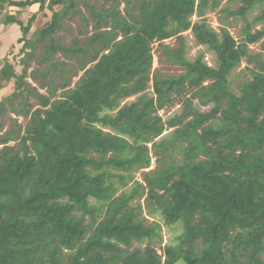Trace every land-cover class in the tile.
Masks as SVG:
<instances>
[{
    "label": "trees",
    "instance_id": "trees-1",
    "mask_svg": "<svg viewBox=\"0 0 264 264\" xmlns=\"http://www.w3.org/2000/svg\"><path fill=\"white\" fill-rule=\"evenodd\" d=\"M81 1L0 0V27L17 24L21 30L19 50L11 46L0 56V89L13 86L0 99V264H264V59L248 48L254 39L249 22L237 41L227 28L219 33L208 23L209 0H155L136 31L107 41L76 88L53 98L26 80L25 66L36 41L52 37ZM245 3L237 13L246 17L259 6L254 23L264 24V0ZM34 5L38 10L22 19ZM48 12L50 19L34 29L39 14ZM194 14L199 19L193 23ZM189 29L215 53V67L203 55L188 58ZM170 38H176L174 46L165 43ZM153 42L161 58L184 69L154 71L155 106H172L185 85L212 79L196 94L204 104L228 100L216 125L204 126L205 116L197 113L155 141L164 129L158 116L148 117L152 101H143ZM58 49L51 46V54ZM245 56L263 74L245 80L237 94L229 74ZM139 93L137 102L122 105ZM9 112L26 121L13 118L3 132ZM185 112L172 117L171 126ZM149 142L159 154L181 149L183 159L148 176L146 185L133 172L150 165ZM127 175L131 185L123 182ZM118 179L120 193L108 187L101 194L86 185ZM66 194L99 215L87 224L70 218L58 202ZM89 195L98 197L99 206L88 203ZM164 226L172 236L159 253L155 242H164Z\"/></svg>",
    "mask_w": 264,
    "mask_h": 264
},
{
    "label": "rangeland",
    "instance_id": "rangeland-1",
    "mask_svg": "<svg viewBox=\"0 0 264 264\" xmlns=\"http://www.w3.org/2000/svg\"><path fill=\"white\" fill-rule=\"evenodd\" d=\"M155 0H83L79 3L76 10L71 11L64 16L61 26L56 30L52 37L37 40L32 54L28 59V63L25 66L24 76L31 84L37 86L40 92L48 94L53 98L63 97L65 92L74 90L77 83L86 72L94 66L99 60V57L104 53L107 46V41L112 39H121L125 37L127 32L136 31L142 19L143 11L150 7ZM245 0H209L207 6L204 9V16L207 17L208 23L219 33H222L223 28H227L230 34L238 41L242 37V32L245 27V20L249 22L251 32L254 39L249 42L248 48L253 54H259L264 59V24L258 22L254 23V19L261 10L259 6L252 8L246 17L238 14L239 8L245 6ZM12 12H15L16 8H10ZM38 10V5H34L22 14V19L25 21ZM49 16L40 13L35 23L34 29L37 26L44 25L50 19ZM199 19L198 14H194L191 17L192 22H196ZM129 24V28L125 29L123 22ZM187 38L188 50L187 55L190 60H195L200 55H203V60L210 66L215 67L216 55L214 52L209 51L206 46L198 44L192 34V30L189 29L184 32ZM21 37V30L17 24L1 26L0 27V56H4L7 50L14 46L16 50H19L21 44L19 38ZM166 44L174 46L176 44V38H170L165 40ZM51 46L60 47L53 54L50 52ZM70 48H77L80 50L69 51ZM158 42L151 44V52L153 54L152 64L146 68L145 76H149L147 80V90L145 91L146 97L143 101H152L150 104V110L148 117L158 116L160 118L159 125L163 127L164 131L160 136L154 137L155 141H159L163 136L169 135L174 129L183 127L192 120L197 119V113H201L205 116L203 122L204 126L216 125L218 119L223 115V112L228 106L227 99H210L206 104L203 103L204 98L201 95H197L196 91L202 86H208L213 84L214 80L208 79L203 82L202 86L185 85L184 90L178 92L176 95V103L172 106H166L164 108H157L155 106L156 94L154 92V71L160 69L165 75L168 74H180L184 72V69L174 65L164 58H161V50L159 51ZM18 52V51H17ZM22 72L23 67H18ZM263 74L258 69L255 62H252L248 57H243L239 64L232 69L229 74V79L232 81V90L235 93H240V85L245 80H250L254 75ZM13 90V86H9L5 89H0V99L2 96L8 95ZM143 93L135 94L122 101V105L137 102ZM143 101L141 102L143 104ZM140 104V105H142ZM187 111V112H185ZM118 110L114 111L116 114ZM187 113L184 115L178 123L171 126L169 120L177 113ZM13 118H17L21 123H25V118L18 116L13 112H9L6 117L2 118L6 130H10L13 124ZM106 132H114L111 128H104ZM224 136H220L218 140L221 142ZM15 144V142H11ZM148 147L150 149V165L147 167L139 168L134 171L133 175L136 179L143 181L147 185V177L153 178L156 174H159L162 170L172 162H181L183 159L182 150L174 149L173 152L156 153L153 149V142H149ZM2 147V144H0ZM132 175V176H133ZM175 178V177H173ZM172 178V179H173ZM104 180V178H101ZM89 186L95 188L99 193L106 192L108 187L113 190H117L120 193L123 190L124 184L120 183L118 179L114 184L95 183L92 181H86ZM125 183L131 185L130 177L127 175V179L123 180ZM163 192V191H161ZM58 202L66 206L68 211L67 215L82 223H92L96 219L99 213L86 212L79 206V202L76 197L71 195H64L58 198ZM88 203L95 206H99L101 203L98 197L89 195ZM82 218V219H81ZM153 220L152 217H150ZM161 221L162 218L158 217ZM162 222V221H161ZM164 242L162 244L156 243L159 253H162V247L170 240L172 233L168 227L164 226L162 230ZM178 264H184L179 262Z\"/></svg>",
    "mask_w": 264,
    "mask_h": 264
}]
</instances>
